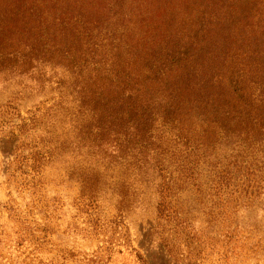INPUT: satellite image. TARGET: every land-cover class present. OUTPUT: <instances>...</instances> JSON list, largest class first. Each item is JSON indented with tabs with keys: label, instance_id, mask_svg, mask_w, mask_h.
<instances>
[{
	"label": "rangeland",
	"instance_id": "1",
	"mask_svg": "<svg viewBox=\"0 0 264 264\" xmlns=\"http://www.w3.org/2000/svg\"><path fill=\"white\" fill-rule=\"evenodd\" d=\"M49 2L20 0L25 8L11 14L18 22L0 12V264H264V188L242 195V205L235 192L245 164L264 172V130L248 117L256 106L264 113V0H122L98 28L84 30L86 19L73 14L75 34L62 32V4ZM169 42L179 67H209L193 79L217 98V109L207 119L193 109L183 136L154 122L153 139L172 147L171 170L186 140L201 145L188 148L195 170L167 193L163 218L161 177L131 160H101L96 148L88 155L76 127L94 63L122 62L132 84L143 83ZM8 49L15 58L5 59ZM235 83L250 105L242 114ZM152 87L157 99L159 84ZM159 103L153 111L161 113ZM126 142L139 157V144ZM199 153L205 158L197 163ZM90 174L97 183L87 189Z\"/></svg>",
	"mask_w": 264,
	"mask_h": 264
},
{
	"label": "trees",
	"instance_id": "2",
	"mask_svg": "<svg viewBox=\"0 0 264 264\" xmlns=\"http://www.w3.org/2000/svg\"><path fill=\"white\" fill-rule=\"evenodd\" d=\"M142 1L145 4L147 2V0ZM19 2L20 0H0V12L7 10L5 12L7 13L6 18L13 17L12 13L25 8L24 3L19 4ZM121 3L122 0H50L47 5L58 7L59 4H62L60 8L62 9V32L70 31L71 34H75V26L77 27L78 21L71 17L73 14L79 13L82 15L80 18L86 19L81 24L84 30L85 28H98L100 17L106 12L111 13L114 11ZM36 7L37 5L35 4L29 8L34 9ZM46 12L44 11V13ZM72 19L75 21L71 22L70 20ZM15 22H18L16 17ZM14 26L17 28V25L12 23L11 27L13 28ZM156 29L157 27H155L154 32ZM153 37L156 39L155 36ZM164 44H166V48H162L157 52L156 69L152 66L148 68L149 76L145 78L143 83L135 82L132 84L133 81L128 67H122L120 64L122 62H115L111 69H102L105 64L103 65L101 62L94 63L93 66L96 68L97 74L94 77L89 76L88 80L83 81L80 93L82 101L78 114L81 115L84 123L76 127V129H80L77 139L80 142L78 144L81 145L80 148H87L89 150L88 155H94V148H96L104 155L101 160L107 159L110 163L112 161L124 163L131 160L135 162L133 163L134 165L148 166L147 172H156L158 177H161V201L158 209L163 218L168 217L171 210L167 200V193L172 191L176 180L180 182L189 180L192 178L191 171L195 170V165L193 168L187 167L191 163L190 159H188L189 156H187L188 148H192L191 153H194L195 149L200 150L199 147L201 145H191L192 143L188 142L189 133L185 134L182 138L188 140L185 142L181 139L180 142L185 143L179 149L185 155L177 160L175 164L176 169L171 170V160L174 157L167 156L170 154L172 147L169 145L164 146L161 142L159 143L156 139H153L152 127H154V122L161 119V124L166 125L169 129L179 127V135L183 136L182 132L185 131V127H183L185 125L184 122H186V119L187 121L192 119L189 116L193 109L201 110L200 116L204 119L208 118L207 114L209 111H216L217 109L214 101L215 96L212 93H208L201 82L195 85L193 79L195 71L200 70L202 75L204 70H207L206 68L209 67H205L204 65L196 67L193 62H187L183 68L179 67V59L177 58L180 54L174 49L176 45H172L171 42ZM170 45L173 46V49H170ZM167 48L169 50H166ZM2 51H7L5 59L15 58L17 55L15 53L16 50L13 49ZM2 59L0 58V63ZM101 69L102 71H100ZM176 71L181 72L183 76L178 78L176 76L174 79L167 76ZM154 83L159 84L157 99L152 98L156 94L151 91L154 90L153 87L151 88V85ZM238 86L239 84L235 83V86L231 85V88H235L233 92L239 95L238 102L242 104L239 105L238 114H242L240 112L241 107L244 106L245 110H247L250 105H247V99L244 100L242 95H240L243 93V90L239 89ZM194 91L197 94L192 97ZM181 92L186 94L187 98H181ZM220 98L223 99V95ZM158 100L160 101L159 107L161 108V113L153 111L155 106H158L156 105ZM259 110L260 107L258 106L255 109L252 108L248 112V117L252 118L251 122L259 123L260 129L264 130V122L261 123L264 120V113L261 114L262 112H258ZM233 116L234 114H229V118ZM23 127H26L25 123H23ZM123 135L124 140H122ZM127 136L130 138V141L134 142L135 146L139 144L141 148V151L137 153L139 157L132 155L136 149L130 147L128 144L124 146ZM204 158L199 153L197 163L200 159L203 160ZM243 169L250 173H243L241 175L239 188L234 186L236 193L240 189L239 197L241 205L248 196H257L258 194L254 195L257 189L264 188V172L258 176L256 172H251V166H247L246 164ZM173 174L177 175L175 179ZM90 175V178L85 175L88 181L87 189H92L97 183L96 175ZM230 180L224 182L225 186H228ZM218 185H220L219 190L221 191L223 183L219 182ZM242 195H244V199L241 198ZM228 196H233V193H229Z\"/></svg>",
	"mask_w": 264,
	"mask_h": 264
}]
</instances>
